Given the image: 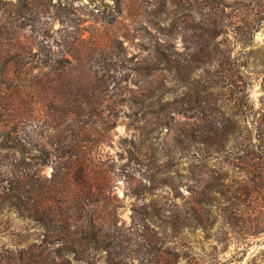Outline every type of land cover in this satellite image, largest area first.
Here are the masks:
<instances>
[{"label":"rangeland","instance_id":"obj_1","mask_svg":"<svg viewBox=\"0 0 264 264\" xmlns=\"http://www.w3.org/2000/svg\"><path fill=\"white\" fill-rule=\"evenodd\" d=\"M0 30V264H264V0H0ZM62 166L108 180L111 251L12 204Z\"/></svg>","mask_w":264,"mask_h":264},{"label":"trees","instance_id":"obj_2","mask_svg":"<svg viewBox=\"0 0 264 264\" xmlns=\"http://www.w3.org/2000/svg\"><path fill=\"white\" fill-rule=\"evenodd\" d=\"M6 68L0 70V81L2 75L7 73ZM26 89L27 95L30 94L29 90L31 88L26 87ZM28 98L30 97L28 96ZM28 105L30 108L29 117L32 121H39L40 118L45 119L48 135L60 138L62 132L60 126L67 123L70 118L58 117L56 114L45 113V111L44 115L39 116L36 114V104L34 102L31 104V101H29ZM14 118L17 119V116ZM16 132V130L8 132L4 137L11 139L12 133ZM13 147L14 149L17 148V146ZM20 151L23 155L29 154L26 144L20 146ZM48 155L55 157L54 154L52 155L49 152ZM62 157L64 156H59V158ZM59 169L61 170L60 173H55L45 185L26 173L18 188L23 190L30 186L31 189H25V191L34 195V197H28L33 203L30 205L29 202L23 201L19 197L18 200H12V204L16 205L18 211L25 209L26 218L37 222L43 227H47L49 222L56 223V238L61 243H69L75 254L81 248H84V251H90L93 255H97L102 251H111V244L102 239L105 236L104 225L106 220L111 221L108 216L104 215L107 214L105 205L110 203L108 200L105 201L107 198L104 197L108 180L97 178L87 172L82 174L80 178L72 177L71 173L68 172V166H62ZM29 178H32V180H28ZM12 201L4 199L2 203ZM113 217L114 215L112 219ZM110 224L116 226L115 222H110ZM172 264H175V261H172Z\"/></svg>","mask_w":264,"mask_h":264}]
</instances>
